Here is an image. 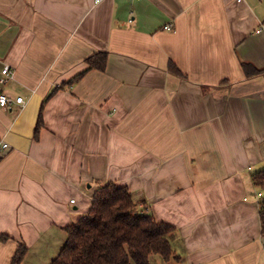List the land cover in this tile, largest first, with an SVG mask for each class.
<instances>
[{
	"label": "crops",
	"instance_id": "obj_1",
	"mask_svg": "<svg viewBox=\"0 0 264 264\" xmlns=\"http://www.w3.org/2000/svg\"><path fill=\"white\" fill-rule=\"evenodd\" d=\"M242 61L264 67V0H0V92L25 100L0 105V264L20 242L50 264L109 182L175 225L174 262L264 264V73Z\"/></svg>",
	"mask_w": 264,
	"mask_h": 264
},
{
	"label": "trees",
	"instance_id": "obj_2",
	"mask_svg": "<svg viewBox=\"0 0 264 264\" xmlns=\"http://www.w3.org/2000/svg\"><path fill=\"white\" fill-rule=\"evenodd\" d=\"M107 60L106 51L90 55L87 69L70 82L79 80L90 69L105 70ZM242 68L247 77L264 73V67L248 61H242ZM41 124L42 118L36 133ZM253 180L264 191V169L256 171ZM259 212L264 233V195L259 199ZM66 232V242L50 264H152L155 254L165 262L181 260L171 243L175 225L158 221L151 213L139 212L129 188L113 182L98 187L89 211L68 225ZM27 251L28 246L20 242L10 264H21Z\"/></svg>",
	"mask_w": 264,
	"mask_h": 264
},
{
	"label": "built area",
	"instance_id": "obj_3",
	"mask_svg": "<svg viewBox=\"0 0 264 264\" xmlns=\"http://www.w3.org/2000/svg\"><path fill=\"white\" fill-rule=\"evenodd\" d=\"M165 28L171 29V25L167 24ZM3 77L1 78L2 83H6L8 78L13 74V70L9 65H4L2 69ZM14 103H19L22 106L25 104V100L22 96H17L15 98L7 96L6 94L0 92V105L5 108H10ZM9 148V143L0 137V151H4ZM261 194V193H259ZM74 199H72V202Z\"/></svg>",
	"mask_w": 264,
	"mask_h": 264
},
{
	"label": "rangeland",
	"instance_id": "obj_4",
	"mask_svg": "<svg viewBox=\"0 0 264 264\" xmlns=\"http://www.w3.org/2000/svg\"><path fill=\"white\" fill-rule=\"evenodd\" d=\"M259 193H261V194H259ZM263 195H264V191L259 189V192H258V197H259V199H260ZM152 264H179V263H176V262H174V261H172V262H165V261H163V260L160 258L159 255H155V256L152 257Z\"/></svg>",
	"mask_w": 264,
	"mask_h": 264
}]
</instances>
